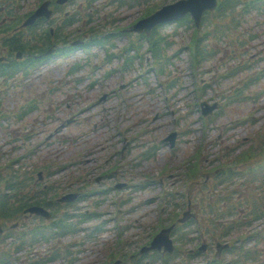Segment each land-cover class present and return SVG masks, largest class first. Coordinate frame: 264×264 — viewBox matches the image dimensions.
Listing matches in <instances>:
<instances>
[{
  "label": "rangeland",
  "instance_id": "rangeland-1",
  "mask_svg": "<svg viewBox=\"0 0 264 264\" xmlns=\"http://www.w3.org/2000/svg\"><path fill=\"white\" fill-rule=\"evenodd\" d=\"M174 1L175 0H143L142 4L131 9H120L117 7V1L109 3V0H106V3L108 5H106L105 3L103 5H100V11L96 14L103 18L104 21H106L110 18V13L113 12V14H116L117 12H119V17L121 19L124 18V20L120 24L129 25L131 24L133 17L136 18L145 11V9L148 7L147 5L151 6L153 4H159L158 6L161 7L164 4H168ZM34 2L35 0H30V2L29 0L24 1V10L33 8L35 6ZM22 4L23 3H21V5ZM261 8L263 9L264 6H262ZM24 10L22 9V11ZM251 11L253 12L249 13L248 21L243 25V29L239 30H243L245 33H247V31L245 30L258 31L260 33L258 38L251 42V51L257 53L262 52V54H264V24L261 23L260 25H258L259 21L264 20V13H260V10L257 7H252ZM127 14H132L133 16L126 17ZM188 30L189 29L186 28L185 25L176 27L174 23H170L161 29V32L167 35V38L170 42L168 52H175L179 47H183V42L187 39L189 34ZM145 46L146 47H144L143 50L145 60L148 65L150 61H152V56L151 52L147 51V43L145 44ZM99 53H101L100 50ZM180 53L181 54H179L178 58L176 59V63H174L170 67L173 74V76L170 78H176L179 85L176 88L170 90V96L173 104H171L169 108L166 107L168 105L164 100V94L161 92L160 88L157 87L158 80L156 79L158 78L159 80H161L163 78H168L169 76L167 74H165L164 76H160L159 74L157 75L156 72L150 71V82L152 83V86H155V92L146 93L144 91V88L146 86L144 85L142 80L140 78L137 80L132 79L131 77H135V73L137 72V70L143 69L140 68L141 66H144L146 69H148V66L144 64L138 65L139 61L135 63L136 69L126 70V79L124 78V73L122 71L121 74L120 72H114L115 75L113 77L109 76L107 83H105L106 80L100 79L99 83H97L96 85L84 87L82 86L83 84L75 85V83L72 81L64 82V77L69 71L70 58L63 59L59 57L58 59H54L55 65L52 70H48L47 72L43 71L41 74L33 75L34 77H39V85L43 88L49 87L50 82L53 81H55L57 86L62 87L61 91L55 92L56 95H58V98L55 99L52 106H50V111L53 110V115L50 117L47 116L44 118H40L38 122L36 120L37 115H35L31 120V123L37 124L35 125L34 129L28 133H20L22 131V125L19 122L15 121H13L7 127V133H5V129H1L0 143H2L1 145H5V147H1V152H4V157L1 158V161L4 162L11 156L21 154V146L30 141L28 140L30 137L36 138L38 136H41L42 139L45 134L49 132V127L52 124L57 123L55 118L56 113L62 115L60 118H64L68 115L73 107L80 109L83 106V102L87 100H90L88 103L95 104V102H97L99 98L104 95L102 102L94 105V107L89 111L91 114L96 112H101L102 114L104 113L106 123L109 124V126H112L111 131L107 129L105 122L102 121L97 115L91 117L85 123H82V121L71 123L66 126L62 132L57 133L55 136L49 139L45 144H41L34 154L23 159L21 162H26L27 166L25 167L31 170H34V168H32L34 163H36V166L40 164L50 163L52 164L51 168L57 167V164L52 163V161L59 162L60 164L64 163L68 166L70 165L71 168H69L68 171L71 172L70 178L73 182V186H76V184H82L83 180H87L95 186H103L106 183L110 184L115 178H118L121 182H126L125 180H129L131 184H135L136 186H126L127 188H123L120 192L121 194H119L122 198H126L128 194L132 196V198H130L127 202L123 204L121 203L120 206V208L125 207L124 212L122 211L120 213V216L123 219L121 225L132 226L123 235V239L125 240V242H129V245L126 247V249H128V251H131L135 248L133 247L132 242H135V244H137L148 238L146 237V234H144L143 237L146 238L143 240L140 236L144 228L150 227V225L152 224L150 221H154L157 214V207L155 204L160 200L158 195L162 187L161 182H156L150 185L144 184L143 174H149L150 176L157 175V172L161 171L165 164H170L172 166V170L166 173V177L170 181V187L174 188V186H180L181 177L176 175L177 164L181 161V157L187 156V154H189L196 147L198 148V144L202 140L201 130H198L194 127L195 131L192 130L193 132L190 131L185 134L184 141H182L183 143L179 142L178 144H176V149H172L167 144H162V146L156 152L155 156H151L149 159L143 161H141L140 159H134V161L136 160V165L133 166L125 164L123 170L117 169L114 174L112 173L113 176L111 177V180L108 178L103 179L99 176L102 175L101 171L105 167L121 162L123 158L124 160H129V158L135 154L136 150H141L142 144L143 146H145V144L149 141L159 143L161 136L164 133L175 129L178 126H180V130L187 127L193 129L192 120H194V116L192 114V108L190 109L189 105L194 99V96L196 99V95L194 94L193 96L189 92H191V90L195 86L196 80H198L199 82V74L196 73V71L190 69V65L187 62V52ZM219 54V59L223 56L228 57V55L225 54V50H222ZM117 60L121 62L123 60V57ZM117 60H112L110 65L114 66ZM234 61L232 60V62ZM213 62H216L215 64L218 66L221 64L220 61L217 62V58H215L211 61H208L207 63H204L203 66L201 68H198L197 71H200L202 68H204V70L207 69V65ZM262 63H264V60H262ZM214 71L216 72V66L214 67L212 72ZM211 77V73L203 71L200 75V79H202L201 83ZM41 78L43 79L41 80ZM232 82L233 78H226L224 79V81H222V84L229 85ZM224 85L220 86L217 84H213V89L208 91V95H210L209 92L213 91H215L217 95H220L223 92L221 87H223ZM260 87H263L262 82ZM133 91L135 92V95H133ZM21 95H23V93L21 92V87H17L16 91L11 90V92H9L4 97L3 107L5 108L6 106L16 105V100L24 97ZM104 106L105 111L103 112ZM98 108H100V110H98ZM174 108L179 109L181 111V115L180 113L176 112ZM250 110L254 112L256 111L255 113L259 119L254 124H244L247 128H245L243 135H245L252 129L257 130L258 128H261L264 130V96L259 99L257 103L235 105L234 108L232 106L228 107L226 111L228 112V114L219 116L216 121L218 120L220 124L225 123L227 121V118H230L229 116L234 114H243V117L248 116L250 114ZM177 113L179 114V118L176 122L172 120V116L177 115ZM119 123L120 126H116V124L118 125ZM118 128H123L125 130V133L118 134ZM140 128H144V131L138 138L139 140H142V143L136 146V143H138V141H136V137H133V135H135L136 132H139ZM242 132L243 130L240 131V133ZM114 133L115 137L112 136V134ZM231 133L232 132L228 131L225 132V130L221 132L220 129H216L210 132V135L213 137V139H215L217 135H220L221 139L224 140L225 144H227V141H229L228 136ZM125 135H127L128 137L125 138ZM241 135L242 134H240L239 136ZM252 138L255 139L256 137H252V135H250L246 138L247 142L251 141ZM6 141L7 143L10 142V144L7 145ZM14 145L18 146V148L14 147ZM127 145H130L132 147V149L130 148V152H128V150H124L123 152L120 151L119 153L116 151L119 148L121 150L122 146H125L126 148ZM213 149H218V146H213ZM79 151H85L84 155L79 156ZM113 152L114 155H110V153ZM205 155L206 157L202 159V166L204 169L206 168V174L204 173L202 175L203 177L201 178V180L192 181L191 184L188 185L186 191L188 193L187 198H180L182 204L184 202L188 203V200L190 199L191 208L197 213V218H199L200 216L201 219L199 220H201L202 223L206 214H204V216L202 217L201 207H207V204L210 201L208 200V194L211 193L212 188L207 185V187L209 186L210 188L208 187L203 190L201 182L204 180V177L206 175H208L206 178L208 184L213 181V168L218 165L216 163H218L220 160H217L215 165H211L209 164V161L210 159H216L215 156H212V154L207 149L205 150ZM105 158L106 162H104ZM77 162L80 163L76 164ZM97 164H102V167L96 168ZM107 174H110V172H108ZM78 175L81 176V180L75 181V177ZM54 178L59 179L56 176H54ZM97 178L101 179L99 181H96ZM65 186L66 185H61V189ZM68 187L72 186L68 185ZM220 187L223 189H229L232 187L242 188L244 186L236 184L226 188L224 185H220ZM212 193L214 195V191ZM217 193H222V191H217ZM137 200H139L142 204L147 200L152 201L146 202L147 204H144L141 207H137ZM107 202V208L109 209V211L115 208L116 203H112L110 195ZM132 203L133 207H131ZM186 206L187 204H185V207ZM134 207H136V210L134 209ZM92 208L93 206L89 207V209ZM105 208L106 206L104 204L101 209L104 210ZM151 208L155 212L151 211ZM97 209L100 210V208ZM131 209H133V213L129 212V210ZM247 209V205L241 207L239 209L241 214H238L237 216L247 214ZM90 221H95V219ZM261 223L262 221H255V223L250 227L240 226L234 229L229 237L226 238V240H233L234 237L240 235V233L243 232L248 233L250 229L258 226ZM110 225H112V223L106 224V226ZM138 234L140 236H137ZM190 234H194V237L199 235V233L196 234L195 231H192V233ZM116 235L117 234L113 231L106 232V234L103 235V239H105V241L99 244H96L92 240H88L86 243L88 250L86 251V253H78L77 255L80 257V259L74 262V264H103L105 260H109V258H106L105 254L111 251L109 250L111 246H109V244L116 238ZM208 237L209 236H204L206 242H208ZM68 240L70 239H64L63 244L66 242L68 243ZM99 245L101 246L100 250L96 251ZM116 247L117 245H115V248ZM40 248H38V253H35L34 257L36 258V260L44 256V246L42 245L40 246ZM208 253L213 254L214 250L209 249ZM263 253L264 252L261 251V255ZM261 255L258 259V263L264 264V255ZM225 260L230 261L231 256H225ZM252 261L256 262V260H251L250 262ZM62 262L63 260L58 259L55 260V262L48 264H60ZM26 264L32 263H30V260L28 261L27 259Z\"/></svg>",
  "mask_w": 264,
  "mask_h": 264
},
{
  "label": "water",
  "instance_id": "water-1",
  "mask_svg": "<svg viewBox=\"0 0 264 264\" xmlns=\"http://www.w3.org/2000/svg\"><path fill=\"white\" fill-rule=\"evenodd\" d=\"M183 1L184 2H182L183 5H182L181 9H185V11H187V9H189L193 12L194 15H199L200 12L204 8L213 7L215 5V2H216V0H189V1L183 0ZM197 11H199V12H197ZM164 15L165 14H163V13L157 12L154 15L150 16L149 18L142 20L141 25L148 31L152 25L158 23L159 21H162L164 18H161V17ZM147 21H148V24H147ZM37 209L39 211H42L40 208H37Z\"/></svg>",
  "mask_w": 264,
  "mask_h": 264
},
{
  "label": "trees",
  "instance_id": "trees-1",
  "mask_svg": "<svg viewBox=\"0 0 264 264\" xmlns=\"http://www.w3.org/2000/svg\"><path fill=\"white\" fill-rule=\"evenodd\" d=\"M153 46H154V50H155V52H156V54H157V57L159 58V53H161V49H162V44H160V41H158V40H153ZM194 56L195 57H198V56H201V57H203L204 56V54H201V55H197L196 53H195V51H194ZM252 81H253V79L251 78L247 83H245L244 85H243V87H245L246 85H248V84H250V83H252ZM242 87V88H243ZM242 88H240L239 90H241ZM258 151L259 152H261V153H264V149L261 147L260 149H258ZM253 152V150H251V153ZM226 209V208H225ZM230 208H227V210H229ZM254 210H259V208H254ZM230 212V211H229ZM62 227H65V226H62ZM67 230H69V229H67ZM66 230V231H67ZM257 241V243H258V241H259V239H257L256 240ZM255 244V245H251L250 247H247V248H244V251H245V249H247L246 251H245V255L247 256V257H251L252 258V256L253 257H257V259H258V257H259V253L257 252L258 250H257V248H256V246L258 245V244Z\"/></svg>",
  "mask_w": 264,
  "mask_h": 264
},
{
  "label": "flooded vegetation",
  "instance_id": "flooded-vegetation-1",
  "mask_svg": "<svg viewBox=\"0 0 264 264\" xmlns=\"http://www.w3.org/2000/svg\"><path fill=\"white\" fill-rule=\"evenodd\" d=\"M26 217H28V215L24 214L22 218H26ZM21 219H18L17 225L19 224V222H20ZM9 221H10L9 214L7 212H3L0 215V224L3 227V232L0 229V239H2L5 236L6 231L9 229V227H8L10 225Z\"/></svg>",
  "mask_w": 264,
  "mask_h": 264
}]
</instances>
